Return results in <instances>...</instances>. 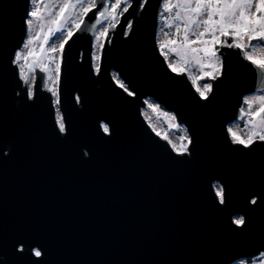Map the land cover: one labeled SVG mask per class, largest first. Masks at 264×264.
Returning <instances> with one entry per match:
<instances>
[{"label":"water","instance_id":"water-1","mask_svg":"<svg viewBox=\"0 0 264 264\" xmlns=\"http://www.w3.org/2000/svg\"><path fill=\"white\" fill-rule=\"evenodd\" d=\"M110 1L97 0L64 45L61 133L45 72L30 97L16 60L32 0H0V264H232L261 254L264 142L244 147L228 128L243 116L245 96L264 90V71L246 48L220 45L222 70L201 99L188 72H173L161 52L164 0L143 9L132 0L109 26L96 68L94 41ZM148 98L186 127L190 154L155 129L144 113ZM238 215L244 226L233 223Z\"/></svg>","mask_w":264,"mask_h":264},{"label":"rangeland","instance_id":"rangeland-1","mask_svg":"<svg viewBox=\"0 0 264 264\" xmlns=\"http://www.w3.org/2000/svg\"><path fill=\"white\" fill-rule=\"evenodd\" d=\"M68 2L69 0H32L31 12L35 14L29 18L32 21V23L29 24V34L23 47L18 51L21 54L20 57L18 59L16 57L20 68V74L23 79L27 78V74L30 73L28 68L30 66H34V64L39 65V68L43 69V71L49 70L46 78V88L53 92L55 102L58 100L62 52L65 43L69 39L68 32L71 30V32L74 33L77 30L76 24H80L87 15V13L84 12L86 7L91 5L92 9L96 5L91 4V0H85L82 4L76 3L74 7L71 4L67 6ZM170 4L172 10L166 17V24H162L160 26L159 45L161 48L163 47V52L166 54L169 64L175 66L178 69V72L187 71V64H189L190 74L196 82V87H201L203 83H201L200 77L203 71L211 70L215 71L216 74H220L222 70V55L219 53L221 44L217 47L215 45V55H212L211 51H203L205 48L212 49L213 47L212 36L210 33L205 34V36L201 37L200 40H196L195 43L189 44L184 41L186 28L182 20L174 19L177 11H180L181 16L185 19L191 15L193 19L197 20L199 27L196 24H190L188 26L190 29L194 30L195 35H199V33L203 31L206 26L200 24V19L202 18L196 17L194 13H186L183 10L187 6H177L176 0H170ZM164 5L167 8L165 0ZM255 7L256 2L253 0L252 11L246 13V15H251L253 19H255V16L257 15L255 13ZM61 9H64V11L61 12ZM112 16L116 17L115 23L119 21L120 16L116 13V8L112 9L111 7V14L107 16V20L99 29L95 40L94 63L96 68L99 66L102 46L108 33L109 26L114 21L111 18ZM214 19H218V17H214ZM177 25L180 26L179 33L176 32ZM57 28L60 29L59 33L57 32ZM166 33L167 35H165ZM216 38L218 40L230 39V42L234 43H245L243 33H241L238 40L233 39L231 36H219L218 33ZM193 39H195V36L190 34L189 40ZM202 40H207L208 43L204 44L201 42ZM165 41H173V43L165 46ZM252 43L255 44V42ZM25 45L27 46L25 47ZM192 48L200 49V51L193 53L191 51ZM245 48L246 55L251 53L258 59H264V49H261L260 47L251 48L250 46ZM114 74L116 79L119 82H122L116 72H114ZM35 81L36 76L34 72H32L29 86L31 93H33ZM208 82L212 83L211 80ZM261 95H264V90L248 93L245 96V99L248 98V103H245L248 108L245 110L240 119L229 124V127H232L233 131L246 141L249 135H252L253 139H256V134H264V122H262L259 117L252 115V113H254L261 106L262 102L259 99ZM148 101L150 105H159L158 108L151 106L148 109H144V113L149 121L163 137L170 139L178 151L183 152L187 145L183 143L181 135H179L176 130L180 126L184 125L179 124L177 116L174 112H170L173 122L170 124L169 128H165L163 121L159 119L157 114V111L160 109V103L153 98H149ZM56 105L58 107V103H56ZM59 113L61 114L60 111ZM250 120L251 123L249 122ZM185 135L187 137L190 136L188 131H185ZM237 217H240V215L235 218ZM232 264H248V259L241 258ZM252 264H264V252L261 254V257L254 258Z\"/></svg>","mask_w":264,"mask_h":264},{"label":"snow or ice","instance_id":"snow-or-ice-1","mask_svg":"<svg viewBox=\"0 0 264 264\" xmlns=\"http://www.w3.org/2000/svg\"><path fill=\"white\" fill-rule=\"evenodd\" d=\"M85 0H76V3L82 4ZM167 5V10L171 11L172 7L170 4V0H165ZM177 6H187L183 10L186 13H194L196 17L202 18L200 19V24L205 25L204 30L199 33V35H195L194 30L190 29L188 26L190 24H196L199 27V24L197 23L196 19H193L191 15L185 19L181 16L180 11H177L175 13L174 19L175 20H182L186 31L184 35V41L187 43H195L196 40H200L201 37L205 36V34L210 33L212 36V49L205 48L203 51L205 52H212V55H215V45L217 43L221 45H226L227 47L231 48L235 46L236 48H239L241 50H244L245 47L250 46L251 48L260 47L261 49H264V0H255L256 7H255V13L257 14L255 16V19L251 15H246V13H249L252 11L253 8V0H176ZM148 0H140L139 7L141 9L144 8L145 5H147ZM91 4H97V0H91ZM123 5L122 7H120ZM111 7L112 9H115L117 7H120V14L128 13L130 8L133 7L132 0H111ZM64 9H61V12H63ZM91 11V5L89 7H86L84 9L85 13H88ZM35 13L29 12V16L34 15ZM105 12L101 11L99 12V16H104ZM214 17H218V19H214ZM113 20L116 19L115 16L111 17ZM239 21V23H238ZM27 24H31V19L26 21ZM81 23H86L84 21H81ZM114 27V25H113ZM171 27V25H170ZM76 28H80V24H76ZM133 28V23L131 21H128L126 23L125 31L131 30ZM231 30V31H230ZM60 29L57 28V32L59 33ZM176 32H180V26L177 25ZM217 33L219 36L223 37H233V39L238 40L241 36V33H243L244 37L246 38L245 43L241 44L239 42L233 43L229 42L228 40H218L216 38ZM195 36V39L189 40V35ZM73 35L71 30L68 32L69 38ZM167 35V33L165 34ZM255 41V44L252 42ZM204 44H207V40L201 41ZM173 43V41H165L164 45ZM27 45H25L26 47ZM191 51L193 53L200 51V49L192 48ZM162 54H165L163 52V47L161 48ZM20 52L16 53L17 59L20 57ZM166 55V54H165ZM246 59L259 71H264V59H258L251 53H249L246 56ZM170 69L173 72H177L178 69L173 66L172 64H169ZM97 71H99L97 69ZM116 78L114 74V79ZM212 80L217 79V75L213 74L211 76ZM121 87L124 88L126 92H128L129 95H135L134 92L128 91V89L124 86V84L121 82ZM213 91V84L211 82H205L201 87L197 88V92L201 99L207 100L209 99V93ZM29 96H32V93H29ZM77 101H79V97H76ZM261 103V106L254 112L252 115L257 116L261 119L262 122H264V95H261L259 97ZM56 103H59V100L56 101ZM245 103H248V98L245 99ZM154 108H158L159 105H150ZM241 112H244V109L241 108ZM175 118V117H174ZM251 123V120L249 121ZM57 124L59 127V130L61 133H66L67 127L66 124L63 121L62 115L59 113V110H57ZM102 131L106 135L111 134V129L107 123L101 122L100 125ZM187 131V129H185ZM228 132L232 138H234V142L242 145L244 147H251L253 144V136L249 135L247 141L243 139L240 135L235 133L233 131L232 127L228 128ZM184 139H187L188 143L191 144V137H184ZM256 139L259 141L264 142V134H256ZM182 155H188L190 154V149L187 147L184 148L183 153H179ZM216 194L218 197V201L220 204L226 203V194L225 189L222 185H215ZM257 198L253 197L250 200V203L255 205L257 204ZM233 223L237 226H244L246 221L243 216L237 217L233 220ZM20 251H23V245H21ZM33 254L35 257L39 258L43 256V252L40 249H34Z\"/></svg>","mask_w":264,"mask_h":264},{"label":"trees","instance_id":"trees-1","mask_svg":"<svg viewBox=\"0 0 264 264\" xmlns=\"http://www.w3.org/2000/svg\"><path fill=\"white\" fill-rule=\"evenodd\" d=\"M123 5H121L120 7H122ZM120 7H117L116 8V13L120 16ZM170 11L167 10L166 7L163 8V11H162V18H161V25L162 24H166V17L168 16ZM231 31V30H230ZM230 41V39H228ZM255 42V41H253ZM219 46V43L216 44V47ZM187 72L189 73V75L191 76L190 74V65L187 64ZM213 74H216L215 71H211V70H207V71H203L201 77H200V80H201V83H205V82H208L211 80V76ZM218 75V74H216ZM193 82L195 83L196 85V82L194 80V78L191 76ZM150 104L147 106L146 109L150 108ZM245 109H247V106L245 107ZM249 110V109H248ZM249 113V112H248ZM157 114H158V117L161 121H163L164 123V126L165 128H169L170 127V124H172L173 122V118L172 116L170 115V112L167 111L162 105H160V109L157 111ZM185 129L186 127L185 126H180L176 131L179 133V135H181V138H182V141L185 145H188V141L187 139H184V137H187L185 135ZM253 261V258H248V263L250 264L251 262Z\"/></svg>","mask_w":264,"mask_h":264},{"label":"flooded vegetation","instance_id":"flooded-vegetation-1","mask_svg":"<svg viewBox=\"0 0 264 264\" xmlns=\"http://www.w3.org/2000/svg\"><path fill=\"white\" fill-rule=\"evenodd\" d=\"M29 71H30V73L29 74H27V77H28V75H29V82H30V78H31V73L32 72H34V74H35V76L37 77V75H38V72L40 71V72H45V79L47 78V74L49 73V70H47V71H43V69H40L39 68V65H36V64H34V66H30L29 68ZM245 107H246V105H245V103H244V106H243V108L245 109ZM248 108V107H247ZM59 108L57 107V110H58ZM246 110V109H245ZM60 111V110H59ZM62 115V114H61ZM217 184H219V183H217ZM220 185V184H219Z\"/></svg>","mask_w":264,"mask_h":264}]
</instances>
